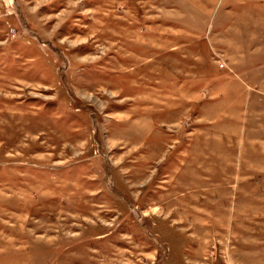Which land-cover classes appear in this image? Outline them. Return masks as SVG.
Instances as JSON below:
<instances>
[{"label":"rangeland","instance_id":"rangeland-1","mask_svg":"<svg viewBox=\"0 0 264 264\" xmlns=\"http://www.w3.org/2000/svg\"><path fill=\"white\" fill-rule=\"evenodd\" d=\"M0 264H264V0H0Z\"/></svg>","mask_w":264,"mask_h":264}]
</instances>
